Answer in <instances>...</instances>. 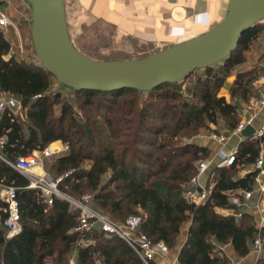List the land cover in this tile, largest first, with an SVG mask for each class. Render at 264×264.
<instances>
[{"label": "trees", "instance_id": "trees-1", "mask_svg": "<svg viewBox=\"0 0 264 264\" xmlns=\"http://www.w3.org/2000/svg\"><path fill=\"white\" fill-rule=\"evenodd\" d=\"M258 22L242 33L219 69L205 67L204 76L195 81L202 85L198 101L162 102L178 94L169 87L176 82L153 88L149 91L152 99L141 104L135 96L116 99L123 91H141L135 88L74 90L87 106L85 119L76 118L66 102L60 114L53 115L52 107L60 97L58 91L49 92L53 75L43 65L11 53V43L0 27V88L18 98L23 113L6 109L0 116L1 154L15 160L61 140L66 152L55 155L49 168L55 177L63 175L58 182L62 191L80 196L90 190L92 205L119 222L138 214L140 228L168 248L176 245L182 224L189 221L178 264H227L228 257L216 242L231 243L239 256L248 254L257 234L253 214L245 211L236 217L219 208H235L228 204L224 190L251 186V171L234 177L227 173L254 162L261 138L245 136L235 162L217 169L209 200L189 202L183 190L195 173V161L210 153L208 146L191 139L193 135L201 128L215 129L212 124L219 118L227 128L235 127L238 99H247L258 89L253 66L235 71L228 85L229 98L218 93L231 68L243 63L244 51L264 29ZM0 184L14 187L21 221V230L11 237L0 227V264H144L115 233L99 226L73 230L78 209L59 196L47 203L39 189L28 186L26 174L3 159Z\"/></svg>", "mask_w": 264, "mask_h": 264}, {"label": "water", "instance_id": "water-1", "mask_svg": "<svg viewBox=\"0 0 264 264\" xmlns=\"http://www.w3.org/2000/svg\"><path fill=\"white\" fill-rule=\"evenodd\" d=\"M35 55L58 82L73 89L150 91L183 80L195 69L227 58L242 33L264 19V0H229L225 15L206 31L139 58L96 59L70 38L64 0H27ZM251 123L243 136L254 131Z\"/></svg>", "mask_w": 264, "mask_h": 264}, {"label": "built area", "instance_id": "built-area-1", "mask_svg": "<svg viewBox=\"0 0 264 264\" xmlns=\"http://www.w3.org/2000/svg\"><path fill=\"white\" fill-rule=\"evenodd\" d=\"M12 22L8 16L0 11V27L6 29L11 26ZM259 90L264 93V66H262L261 79L258 86ZM260 103H264V96L259 99ZM18 98L0 88V116L6 109L15 110L19 108ZM252 117L248 116L237 122L235 127L230 128L231 133H240L246 124L251 123ZM208 137L217 143H224L228 137V132H222L216 129H210L207 133ZM264 123L254 129L251 137L254 139L261 138L259 152L250 165V169H243L240 175L252 172V180L250 187H238L224 190L228 204L234 205L235 208H219L220 212L232 213L239 217L242 212H257L255 225L257 234L251 243V247L257 253L264 250V212L260 208L259 201L264 198ZM3 137H0V147L3 143ZM57 150L50 149L46 145L41 153L43 155H51ZM238 148L230 151L219 150L218 158L211 159L210 155L206 158H200L195 161V173L184 184L183 195L185 199L192 203H202L211 198L214 189L215 176L217 169L231 165L235 162ZM0 159L5 160L11 166L25 173L29 178V187L39 189L41 195L51 203L54 196H59L67 200L71 206L78 209L77 223L73 230L85 231L95 226H99L106 233H115L123 238L129 246L136 252L144 264H158L156 257L165 258L169 253L167 244L162 240L153 241L140 228L141 218L136 213L129 214L124 222L114 220L106 213L100 211L92 205V195L90 193H82L80 196L68 194L58 187V182L63 175L50 177L42 170V163L34 154L17 156L15 160L6 159L0 152ZM38 166L35 171L34 167ZM202 175L204 178L202 179ZM255 197L251 203L252 198ZM0 227L5 229L7 237L17 234L21 230L20 211L15 197V189L11 185L0 184ZM236 209V210H235ZM73 263V259H70ZM99 264V263H96ZM227 264H237L236 261L230 260Z\"/></svg>", "mask_w": 264, "mask_h": 264}, {"label": "crops", "instance_id": "crops-1", "mask_svg": "<svg viewBox=\"0 0 264 264\" xmlns=\"http://www.w3.org/2000/svg\"><path fill=\"white\" fill-rule=\"evenodd\" d=\"M85 10L95 16L105 18L117 25L120 31H127L141 36L145 39L163 40L169 36L175 37L176 41L181 42L202 33L217 23L226 13L229 0H79ZM188 32L185 36L184 33ZM5 36L11 43V53L17 57L21 52L17 44L16 35L11 28L7 27L4 31ZM248 61L242 63L236 70H247L253 67L260 56H264V29L260 32L249 51L247 52ZM18 58H24L20 55ZM25 59V58H24ZM261 75L255 80L256 86H259ZM248 96L247 99H238L237 113L239 121L245 117L251 116V124L256 129L264 123V103L259 99L264 96L259 88ZM216 130L227 133L228 137L224 143H217L210 139L205 129L201 136L196 137V143L209 147L211 159L218 158L217 152L230 151L238 148L244 137L241 133H231L226 127L225 121L219 118L216 124H212ZM61 147L54 152L55 155L66 152V145L61 140ZM53 141V142H55ZM52 155V154H51ZM243 169H250V165L243 166ZM241 169V170H243ZM241 172V171H240ZM240 175V173H239ZM204 175H202V179ZM255 197L250 201H254ZM260 208L264 212V198L259 201ZM236 210V209H235ZM256 216L257 212L251 210ZM189 223L181 228L177 244L165 258L156 257L158 264H178V252L184 243ZM228 257L229 260L236 261L237 264H261L259 258L264 250L257 253L250 247L248 254L239 256L231 243H217Z\"/></svg>", "mask_w": 264, "mask_h": 264}, {"label": "rangeland", "instance_id": "rangeland-1", "mask_svg": "<svg viewBox=\"0 0 264 264\" xmlns=\"http://www.w3.org/2000/svg\"><path fill=\"white\" fill-rule=\"evenodd\" d=\"M64 1L70 38L75 46L82 53L89 57L96 59L139 58L155 52L161 48L179 42H177V39H175V37L173 36H169L168 38H165L163 40L145 39L131 32L120 31L117 25L113 22L88 13L85 8L81 6L79 0ZM0 11L8 16L12 22L11 28L16 35L17 44L18 46H20L19 51L21 52L19 55H17V57H19L20 55H24L25 60H31L39 65H42L40 59L37 57V55H35L33 50V44L30 34L31 8L28 1L0 0ZM258 24L260 27H264V19H261ZM187 34L188 32L185 31V33L180 36L183 37ZM255 40L256 38L251 42L250 47ZM250 47L246 51H244L243 63H246L248 61L247 52L249 51ZM220 63L221 62L214 64L216 70L219 69ZM239 66H233L231 68L227 77L224 79L223 85L219 88L218 93H224L228 98L230 97V95L228 94V85L231 83L235 71ZM253 66L256 68V73L260 75V73L262 72V66H264V56H260ZM204 74L205 68H198L183 80L176 82V84L174 85H170V89L175 90V92L178 94L172 97L163 98L162 102L172 103L176 102L177 100L183 99L193 102L198 101V96L202 85L195 84V81L197 78L203 77ZM56 91L59 92L60 97L58 102L55 103L52 107V113L54 116H58L60 114L61 105L66 102L71 105V111L73 115L76 116V118L85 119L84 109L87 106H83L81 104L83 99L82 95L76 94L73 89L58 82L54 76H50L49 92L50 94H53ZM132 96H135L138 99L139 104L152 99L150 97L149 91H140L134 93L123 91L116 97V99L119 100L124 97ZM154 101H159V99L155 98ZM15 111L18 114L23 115L21 107L15 109ZM65 123L67 124L68 120L65 119ZM204 130V128H201L198 133L193 135L191 139L195 141V138L201 136V133ZM184 139L186 138H181V140ZM50 144H53V147L55 149L60 148V142L58 141L51 142ZM32 154L36 155L41 161L42 170L46 172L50 177L54 178L55 176L52 170L49 168V164L55 154L53 153L52 155H43L41 153V150H34ZM38 169L39 168H35V171H37ZM241 169H243V167H240L237 170L228 171L227 174L230 177H234L242 172ZM82 192L91 193L90 190H84ZM100 211L109 215L103 209H101ZM109 216H111V214ZM113 217L119 220L123 219V217ZM187 223H189L188 220L182 224L181 228L185 227ZM178 237L179 235L177 236V240L179 239ZM173 248H169V250L171 251ZM259 259V263L264 264V253H262V256ZM228 261L230 260L228 259Z\"/></svg>", "mask_w": 264, "mask_h": 264}, {"label": "bare ground", "instance_id": "bare-ground-1", "mask_svg": "<svg viewBox=\"0 0 264 264\" xmlns=\"http://www.w3.org/2000/svg\"><path fill=\"white\" fill-rule=\"evenodd\" d=\"M49 146H50V149H52V150H56V149L53 147V144H49ZM60 147H61V144H60ZM35 168H38V166H37V167H34V170H35Z\"/></svg>", "mask_w": 264, "mask_h": 264}]
</instances>
